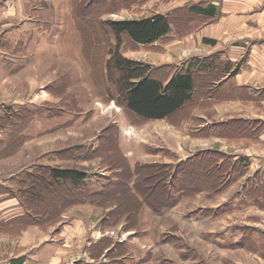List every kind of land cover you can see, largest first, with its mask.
Here are the masks:
<instances>
[{"label": "rangeland", "instance_id": "374dc122", "mask_svg": "<svg viewBox=\"0 0 264 264\" xmlns=\"http://www.w3.org/2000/svg\"><path fill=\"white\" fill-rule=\"evenodd\" d=\"M176 1L95 0L94 8H99L101 17L106 20L140 19L167 13L181 2H197ZM5 2L0 0V196L16 197L23 210L19 215H33L38 202L46 208V240L56 239L64 246V264H74L83 255L90 257L92 238L95 243L104 245L105 258L112 253V260L118 258L113 252H126L125 259L129 261L133 253L130 242H135L142 249L139 252L143 258L141 264L247 262L245 253L216 247L213 234H207L205 240L204 235L199 236V227L216 229L215 206L221 197H225L218 195L227 191L228 186L221 192L213 191L214 187L209 186L181 198L178 203L183 200L185 203L179 207L177 203L173 214L167 212L159 216L160 212L144 205L135 223L128 214L121 213L117 221L109 217L111 210L117 211L114 204L117 194H113L124 191L125 183L130 179V167L154 166L148 170V180L141 188H144V194L151 193L154 202H158L165 200L163 182L179 169L181 162L198 158L196 166L183 169L186 173L182 168L178 172L182 186L187 182L188 186L195 187L210 183L215 175L209 167L215 151L244 149V145L235 147L200 138L205 136L200 128L203 120L214 121L216 118L214 105L196 104L192 110L178 115L176 123L168 120L137 122L123 102L107 97L100 81L104 54L95 51L92 57L87 50L86 37L74 17L75 0H27V5L33 8L28 13L31 18L21 21L24 16L20 14L12 22H18L17 28L12 30L13 25H7ZM179 22L183 20L179 19ZM175 40L155 43L158 48L155 51L151 50V45L136 48L131 42L124 47V55L154 65L156 73L163 76L161 65L172 61L182 65L190 57L210 50L208 46H198V42H191L189 47ZM204 151L208 153L200 155ZM56 167L87 172L85 193L100 191L115 182L111 188L115 192L110 193L112 197L109 195L112 204L97 205L101 199L96 204L71 201L70 198H78L84 193L77 192L72 182L40 183L41 176L49 175L50 168ZM161 177L164 181L157 183ZM36 185L40 191L38 202L31 199V210H26L20 199L33 196ZM122 196L126 198L125 193ZM125 198L123 203L131 210L134 205ZM225 200H220L219 208ZM197 208L205 209L202 214L207 216L206 219L193 222L181 218L186 211ZM153 212L158 217H153ZM237 217L245 221L248 216L227 217L217 223L218 228L224 229L229 223L236 222ZM61 228L66 229L64 234H60ZM19 235L20 232L15 233V236ZM166 236L175 237L174 243H167ZM124 244L129 247L128 251L122 249Z\"/></svg>", "mask_w": 264, "mask_h": 264}, {"label": "crops", "instance_id": "0c3cea01", "mask_svg": "<svg viewBox=\"0 0 264 264\" xmlns=\"http://www.w3.org/2000/svg\"><path fill=\"white\" fill-rule=\"evenodd\" d=\"M27 4V0H6L3 7L8 8L7 25H13L10 30L17 28L18 22H12L20 14L24 16L21 21L30 20L28 13L33 8ZM195 5L202 8L214 6V13H192L189 9ZM175 10H184L189 16V19L182 22L185 34L177 35L178 32L173 27L174 31L170 36L176 39L175 42L185 46L198 42V46L210 48L196 57L219 55L225 61L243 62L234 76H228L218 83L214 99H202L201 102V106L214 105L216 118L214 121L203 120L204 124L200 128L205 136L201 135L200 138L230 143L235 147L244 145V149L221 150V153L231 157L239 170L238 176L231 180L227 191L218 195H225L220 200H226L221 208L218 206L220 200L215 206L216 229L199 227V236L204 235L203 239H206L207 234H213L216 247L245 253L247 262L241 264H264V0H197L195 4L181 2L167 13L161 14H173ZM206 39L214 42L210 43ZM161 120L167 119L159 121ZM184 203L185 200L180 201L177 207ZM175 208L158 215L162 216L167 212L173 214ZM22 211L17 198L0 196V264L66 263L62 257L66 251L64 246L56 239L46 240L47 230L44 227L28 226L20 231L21 235L15 236L14 230L1 226ZM203 211L204 208L190 209L181 218L184 221L191 219L193 222L204 220L207 216L202 214ZM153 214V217H158L154 212ZM235 214H247L248 217L245 221L237 217L236 222L229 223L224 229L218 228L217 223L230 216L233 218ZM59 230L60 234L66 232L64 228ZM174 239L175 237L166 236L167 243H174ZM91 242L95 243V240L92 238ZM130 243L132 257L129 261L125 256L122 257L124 264H141L143 258L139 256V252L142 249L135 242ZM105 260L104 256L102 263L108 264ZM74 264H94V261L89 255H83Z\"/></svg>", "mask_w": 264, "mask_h": 264}, {"label": "trees", "instance_id": "16d2710c", "mask_svg": "<svg viewBox=\"0 0 264 264\" xmlns=\"http://www.w3.org/2000/svg\"><path fill=\"white\" fill-rule=\"evenodd\" d=\"M83 1L75 0L74 17L78 28L86 37L87 50L91 52L92 57H94L95 51L98 54H104L100 81L104 84L105 93L107 97L123 102L137 122L167 119L171 123H176L177 120L175 118L178 115L184 113L185 110H192L196 107V104H201L202 99H214L218 83L228 76H234L242 66V61L238 63L225 61L219 55H211L204 58L193 57L182 65H161L160 68L164 69V75L162 76V74L156 73L157 68L154 65L128 58L124 55L123 50L131 42L136 45V48L151 45V50H158L155 43L171 39L170 35L174 31V26L176 33L178 32L177 34L183 33L182 22H179V19L183 21L189 19L184 10H178L173 14L166 15L155 13L140 19L106 20L101 17L102 13L98 10L99 8H94L95 0H86L85 3ZM126 1L133 3L132 1L135 0ZM214 9V6L202 8L199 5H195L189 11L192 13L206 12L213 14ZM206 41L214 42L211 39H206ZM207 153L208 151H204L200 155ZM213 155L211 158L213 160H211L209 167L210 172L212 170L215 171V175H213L210 183L195 187L188 186L187 182H183L186 183L184 186L179 183L178 174L180 173V168H182L183 173H186L183 169L196 166L195 160L198 158L195 156L181 162L179 169L176 168L179 171L175 170V173L170 174L168 181L165 182L162 177L157 181V183L164 181L163 191L165 193V200L158 202H154V196L151 193L144 194L142 192L144 188H141V185L148 180L146 179L148 170L153 169L154 166L139 165L134 168L130 167V179L126 181L125 188L122 187L124 191L117 190L118 193L113 194L114 196L117 194V202H113L117 211L115 213L111 210L109 217L117 221V218L122 216L121 213L128 214L135 223L144 205H148L154 212L158 213L173 208L181 198L196 194L209 186L214 187L213 191H223L230 185L231 180L238 176L239 170L233 164L230 156L216 151ZM139 173H141V178H139ZM40 179V183L45 182L46 185L52 182L55 184L72 182L76 186L77 192L84 193L78 198H70L71 201L96 204L97 200L101 199L100 201L102 202H98L97 205L106 206L112 204L110 193L115 192V189L111 190V188L116 183L111 182L108 187H103L100 191L92 192L91 190L85 193L87 191L84 190V183L88 179V174L85 171L74 168H50L49 175L44 174ZM134 180L135 182L132 183ZM37 186L32 190L33 196H22L23 200L20 199L26 210H31V199L34 202H38L40 191ZM155 186L151 188L154 189ZM122 193H125L126 198L133 203L134 207L131 210L123 203L125 197L122 196ZM117 203L122 205H117ZM37 206L35 215L24 213L23 215L15 216L1 226L4 225V228L12 229L15 233L33 225L46 227V208L42 207L39 202ZM103 248V244L93 243L90 257L94 264H103L105 255ZM122 249L128 251L129 247L124 244ZM125 254L126 252L123 254L113 252V255L121 257L120 259L112 260L110 258L112 253H109L105 263L124 264L122 257Z\"/></svg>", "mask_w": 264, "mask_h": 264}]
</instances>
